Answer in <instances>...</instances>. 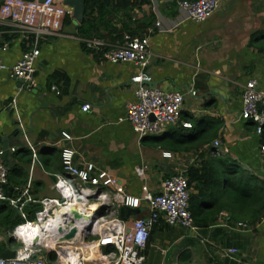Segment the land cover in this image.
I'll use <instances>...</instances> for the list:
<instances>
[{
	"label": "crops",
	"instance_id": "obj_1",
	"mask_svg": "<svg viewBox=\"0 0 264 264\" xmlns=\"http://www.w3.org/2000/svg\"><path fill=\"white\" fill-rule=\"evenodd\" d=\"M149 2L137 16H154L147 66L151 84L184 97L179 121L162 135L139 138L133 132L125 120V104L134 101L130 78L138 69L129 63H108L99 53L87 50L77 33L81 23L72 14L70 22L63 24L62 36L37 41L39 56L32 83L19 82L8 71L0 74V150L6 142L9 167L13 153L21 148L30 152L28 144L34 149L40 164L31 162L30 152V162L22 166V186L29 183L36 199L56 197L53 175L61 172L63 149L73 150L79 164L93 163L118 178L130 196L139 197L143 184L156 192L164 178L186 171L201 151L199 147L178 152L156 140L169 141L184 128L182 132L190 135L195 132L191 124L204 117L221 122L216 153L264 180L259 135L252 122L240 117L243 85L254 79L264 90V0H220L218 9L201 23L187 20L170 0ZM114 35L103 41L119 42ZM2 44L8 45L1 52L2 61L10 67L33 42L0 18ZM84 104L90 106L87 112L81 111ZM140 166H146L143 179L135 174ZM36 208L30 205L25 211L29 216ZM143 210L142 206L137 214ZM11 211V218H17ZM239 222L229 220L226 212L205 229L184 230L161 221L153 229L145 264H264V215L244 229L237 227ZM2 247L0 243V251ZM229 248L238 251L237 262L224 256ZM184 252L190 258L180 262ZM46 261L50 262L48 256Z\"/></svg>",
	"mask_w": 264,
	"mask_h": 264
},
{
	"label": "built area",
	"instance_id": "obj_2",
	"mask_svg": "<svg viewBox=\"0 0 264 264\" xmlns=\"http://www.w3.org/2000/svg\"><path fill=\"white\" fill-rule=\"evenodd\" d=\"M170 1L179 11L184 12L187 20L194 23L204 22L218 9L220 3V0ZM67 15L70 16L71 12L61 0H0V18L8 20L13 30L22 38L33 42L32 47L23 51L21 58L10 67L2 61L1 52L8 47L7 44H2L0 74L8 71L11 77L32 83L36 71L35 61L39 56L37 41L62 36ZM150 33L151 29L145 36L124 34L122 40L115 43L97 38L82 39L87 50L99 53L106 62L129 63L138 69L130 78L135 98L125 104V120L131 124L133 132L139 138L162 135L168 126L177 124L184 101L180 92H164L151 85L152 78L147 72L151 56ZM191 95H195V92L192 91ZM11 105L15 109L14 99ZM89 109V104L81 107L82 112ZM240 117L252 122L258 135L261 133L264 127V90L257 87L254 79L248 80L242 87ZM63 137L69 138L66 134ZM219 144V140L213 143L216 148ZM28 147L31 162L40 164L34 149L29 144ZM259 151L264 154L263 145H259ZM10 152H14V149ZM1 155L2 150L0 203H5L14 210L20 221L12 228L0 232V243L5 244L0 254L5 250L13 254L10 258H0V264H47L46 256L50 252L55 255L56 264H145L150 231L159 222L184 230L195 228L189 211L192 190L185 171H178L164 178L156 192L143 184L140 188L141 195L133 197L126 193L118 178L93 163L85 161L79 164L75 161L76 154L73 150L63 149L60 156L61 172L53 175L56 197L36 199L30 192L29 183L15 190L12 188L13 194H7L5 189L9 169L1 160ZM145 170L146 166L137 167L136 176L143 179ZM78 202L84 213L77 217L66 216L64 211H67L68 205ZM91 204L96 207L87 214V208ZM30 205L37 206L32 210L31 219L25 211ZM125 205L137 211L143 206L147 214L140 219L120 218L118 208ZM80 215L82 218H79ZM51 217H58V227L45 236L35 235L36 228H41L39 226ZM237 227L244 229L247 224L239 222ZM73 229L75 235L65 239L64 236ZM48 240H53V243ZM81 248H95L98 258L84 256ZM224 251L225 257L237 262L235 257L238 251L235 248Z\"/></svg>",
	"mask_w": 264,
	"mask_h": 264
},
{
	"label": "trees",
	"instance_id": "obj_3",
	"mask_svg": "<svg viewBox=\"0 0 264 264\" xmlns=\"http://www.w3.org/2000/svg\"><path fill=\"white\" fill-rule=\"evenodd\" d=\"M149 4V0H84V17L77 28V33L83 38L102 40L109 39L115 34V39L120 41L124 34L133 37L145 36L153 24L154 16L150 13L138 17L137 14ZM68 22L69 15L65 17L63 24ZM195 124H191V127H195V132L190 135L182 132L186 130L184 128L176 138L169 141L156 140L162 145L166 144L164 145L166 148L178 152L201 148L195 161L185 171L188 185L192 190L189 211L194 226L205 229L215 225L221 212H226L229 220L243 221L241 223L250 226L258 223L264 215V180L241 168L236 160L217 155V148L212 143L218 138L217 129L220 121L204 117L196 120ZM259 145L264 146V127L259 134ZM13 154L14 162L8 167V185L5 189L7 194L11 192V195L13 186L20 187L25 183L22 166L30 162V152L25 148ZM11 215V208L5 203H0V228H12L20 221L18 218H11ZM32 217L33 214L28 216L30 219ZM155 226L150 231L146 252L152 243ZM215 232L222 233L220 229H216ZM47 256L50 260L48 264H53L55 255L50 252ZM189 258L190 253L184 252L180 255L179 261L186 262ZM209 264L214 263L209 261Z\"/></svg>",
	"mask_w": 264,
	"mask_h": 264
},
{
	"label": "water",
	"instance_id": "obj_4",
	"mask_svg": "<svg viewBox=\"0 0 264 264\" xmlns=\"http://www.w3.org/2000/svg\"><path fill=\"white\" fill-rule=\"evenodd\" d=\"M39 1H43V0H39ZM63 5L66 7L71 8V14L72 17L78 22V23H82L83 21V17H84V0H63ZM19 82H24L22 80H20ZM152 85V84H151ZM188 89V87H186ZM206 90L203 91L202 95L206 94ZM1 160L8 165L9 161H8V152H7V143L4 142L3 146H2V155H1ZM96 198V195L94 196ZM26 211H28V209L25 208ZM138 213L137 210L132 209L129 206H120L119 207V217L120 218H124V219H128L131 218L133 216H136ZM75 235V230H71L67 235L64 236L65 239H70L71 237H73ZM13 254L12 252H9L7 250L3 251L0 254V258H10L12 257Z\"/></svg>",
	"mask_w": 264,
	"mask_h": 264
},
{
	"label": "bare ground",
	"instance_id": "obj_5",
	"mask_svg": "<svg viewBox=\"0 0 264 264\" xmlns=\"http://www.w3.org/2000/svg\"><path fill=\"white\" fill-rule=\"evenodd\" d=\"M95 207H96L95 204H91L87 208L88 209L87 214L91 213ZM64 213L66 214V216L77 217L79 214L84 213V210L81 208V206L79 205V202H78V203H75L73 205L69 204L67 211H64ZM90 217L92 219L94 218L92 214L90 215ZM79 218H82L81 215L79 216ZM59 224H60V221H59L58 217H51L50 219H48L47 222H44L41 226H39L41 228H36V231L34 232V234L45 236L46 233H49V232H52L53 230H55ZM48 241L53 243V240H48ZM80 251L84 254V256L92 255L91 258H98V256H99L97 254V251L95 250V248L91 249V250H87L86 248H81ZM99 258L102 261L101 257H99Z\"/></svg>",
	"mask_w": 264,
	"mask_h": 264
},
{
	"label": "rangeland",
	"instance_id": "obj_6",
	"mask_svg": "<svg viewBox=\"0 0 264 264\" xmlns=\"http://www.w3.org/2000/svg\"><path fill=\"white\" fill-rule=\"evenodd\" d=\"M147 214V212L145 210H143L140 214H137L136 216H133L132 219H140V218H143L145 217ZM16 215V213H15ZM5 246V244H3Z\"/></svg>",
	"mask_w": 264,
	"mask_h": 264
}]
</instances>
